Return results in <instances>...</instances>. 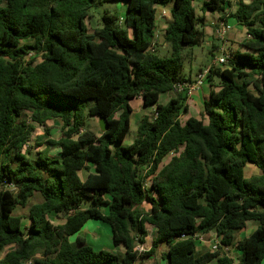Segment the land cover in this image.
I'll return each instance as SVG.
<instances>
[{"label": "trees", "instance_id": "trees-1", "mask_svg": "<svg viewBox=\"0 0 264 264\" xmlns=\"http://www.w3.org/2000/svg\"><path fill=\"white\" fill-rule=\"evenodd\" d=\"M197 1L0 0V264H264V0H239L232 17L247 30L243 51L211 70L201 119L184 121L189 107L177 85L192 81L183 53L205 38ZM116 2L126 3L123 25L105 13L91 33L89 11ZM169 4L171 52L160 57L149 48L157 7ZM229 5L202 0L201 11L223 14ZM30 53L40 60L28 61ZM138 98L155 115L143 116L124 145ZM88 118L104 119L107 130L86 129ZM57 121L61 137L45 135L59 155L32 157L35 127ZM248 165L260 175L247 178ZM35 193L44 201L25 225L12 214ZM90 220L107 224L123 252L96 250L78 235ZM250 221L257 229L236 242ZM211 232L241 252L237 261L199 249L198 237ZM149 236L151 249L139 254Z\"/></svg>", "mask_w": 264, "mask_h": 264}, {"label": "rangeland", "instance_id": "rangeland-1", "mask_svg": "<svg viewBox=\"0 0 264 264\" xmlns=\"http://www.w3.org/2000/svg\"><path fill=\"white\" fill-rule=\"evenodd\" d=\"M201 1L202 0L197 1L195 3V7L197 9V13L200 19L204 16V14L201 11ZM229 2L230 5L226 8L227 9L226 12L223 14L221 13L222 16L220 18H217V23L215 24V26L217 29H219L220 27H222L225 21L231 20V22L234 25V30L229 25L230 29L227 35L223 39H220L217 36H215L216 39L212 41H208L205 40L204 38V41L201 45L195 46L193 48H186L183 53L184 56L183 75L186 78H189L191 75L194 76L200 69L202 70L212 65L214 60L218 59L222 55L221 47L225 49V54L230 58L236 52L243 51L241 44L247 38V30L243 26H239L238 25L239 23L236 22V20L232 17V15L236 12L238 8L239 0H229ZM105 13H109L110 15L116 16L119 20V25H123L124 22L123 19L126 13V3L125 2L105 3L95 8H92L89 11L90 16L89 19L87 20V25L91 33L94 32L95 29H98L102 26V17ZM199 29L202 30L205 35L206 25L199 23ZM162 33L163 30L158 29V39L155 43V49L153 52L160 57H168L170 56L171 47L169 44L165 43V38ZM34 54L35 53H30L27 56V60L28 61L35 59H37V61L40 60V57H37ZM218 84H219V80L216 78L215 85ZM173 96H174L173 93L162 95L160 98V103L166 104ZM132 104L134 106V114L131 117V130L129 135L127 136L124 145H128L132 143L136 138L137 127L142 117L145 115L152 116L155 111V108H145L141 98L132 102ZM182 119L184 121L186 120L184 115L182 116ZM99 121L100 120L98 118H88L86 121V129H92L98 134L101 133ZM45 128H47L50 131L49 137L51 139H59L61 137V123L59 121L48 122L45 127L37 125L35 127L34 133L31 136V141H30V146H31L30 151L32 156H35L37 153L40 152L41 153L48 152L49 154H56L57 152V149L55 148L48 149L47 145L45 144L46 141L45 139L49 138L45 135ZM170 158L171 156H169L164 161V163L165 164L168 163ZM252 170L253 169L251 168V177L254 176ZM247 175L249 176L250 173H247ZM82 176L84 177L83 174ZM39 199H41V203H43V197L41 196V194L35 193V195L29 200L26 207H17L13 211L12 215L27 218L29 216V211L32 205L40 204ZM87 205L88 204H83V208H87L88 207ZM143 206H144V210L145 208L147 209L149 208V205L147 203H145ZM49 218L55 224H60L61 222H64L65 219L64 216L57 217L54 215H50ZM24 222L28 224V222L26 221ZM247 224L248 226L246 227V229L244 231H241L239 234H237V237H239L242 234L244 235L249 230H251L252 232L253 228L258 226V223L255 221H250ZM78 235L85 237L87 243L96 250H105L114 253H120L123 252L124 250L123 247L119 248L114 246L111 229L107 224L103 222L94 221V220L88 221ZM206 238H208L206 242H210V240L213 239V237L211 238V236ZM203 239H205V237L202 238L201 242H203ZM74 240H75V236L71 237V241ZM159 249L160 250H158V255H161L163 250L164 251L166 250V247L164 245H161ZM10 250L11 248H6L1 254V257H3ZM234 250L231 252V257L235 261H237L239 256ZM137 264H139V262H137ZM160 264H167V262L161 259ZM211 264L214 263L212 262Z\"/></svg>", "mask_w": 264, "mask_h": 264}, {"label": "crops", "instance_id": "crops-1", "mask_svg": "<svg viewBox=\"0 0 264 264\" xmlns=\"http://www.w3.org/2000/svg\"><path fill=\"white\" fill-rule=\"evenodd\" d=\"M165 7H166V9L168 11L169 16L167 18H159V19L157 18V22H156V24H157V29H156L157 35H158V29L163 30V33L162 34H163L164 38H165V30L168 27L169 23L172 21L171 11H172L173 5L172 4H169V5H166ZM221 16H222L221 13H219V14L218 13H216V14H212V13L211 14L210 13L204 14V16H203L205 18V24L204 25H206V29H205V40L212 41V40L216 39L215 36H216V32H217L218 29L216 28L215 24L217 23V18H220ZM226 23L229 24L232 27V29L234 30V25L231 22V20H227ZM238 25L241 26L240 24H238ZM216 47H219V46H216ZM200 71H201V69L194 76L191 75L189 77L190 80L193 81L196 78V76L198 75V73ZM210 90H211V82L209 80H207V81H205L203 83V85L200 88V90L196 91L192 96H190V97L187 98L186 104L189 107V111H188V113L184 114V116H185L186 119H188L189 117H194V118H197V119H201V112L203 110V104H204V101L208 98L209 93H210ZM136 100L137 99L133 100L132 102H134ZM132 102H131V106L133 108V113H132V116H133V114H134V106H133ZM145 108H155V106H150V107H145ZM47 139H45V140L47 141ZM46 141H45V144H46ZM37 155H38V153L35 156H32V155L31 156L36 158ZM49 155L50 156H56L57 157L59 155V149H57L56 154H49ZM251 168L253 169L252 171H253L254 176L260 175V170L257 167H255L254 165H248L246 167V169H245V176L247 178H250L251 177ZM90 173H91V169H89V170H82V171L79 172V176H80V178L82 180H85ZM247 173H250V175L248 176ZM82 174L84 175V177L82 176ZM39 202H40V204H42L41 203V199H39ZM33 205H35V204H33ZM143 208H144V206H143ZM150 208L151 207L149 205V208L148 209H150ZM146 209L147 208H145V210ZM148 209L146 211H148ZM23 221L28 222V217L27 218H23ZM64 222H65V220H64ZM64 222H61L60 224H63ZM24 224L27 225L25 222H24ZM247 226H248V224H247ZM257 227L253 228V231L252 232H251V230H249L247 233H245L244 235L242 234L239 237H237V234H239L241 231L237 232L236 233V241L239 242L240 240H243L244 238L250 236L257 229ZM244 230H242V231H244ZM150 231L153 232L154 230H152V228H150ZM209 236H211V238L212 237L214 238L215 233L211 232V233H209L207 235H204L203 238L205 237V239H203V242H199V244L201 243L199 245V249H201L203 252H211V242H212V239L210 240V242H206V240H208V238H206V237H209ZM149 242L151 243V245H150ZM152 242H153L152 241V237L149 236L148 238H146V242L144 244L147 247L151 248L152 247ZM233 250L237 253L238 256H240L241 252L239 250H237L236 248H232V251ZM163 252H164V250H163ZM212 262L214 264H217V262L215 260L212 261ZM211 263H209V264H211Z\"/></svg>", "mask_w": 264, "mask_h": 264}, {"label": "built area", "instance_id": "built-area-1", "mask_svg": "<svg viewBox=\"0 0 264 264\" xmlns=\"http://www.w3.org/2000/svg\"><path fill=\"white\" fill-rule=\"evenodd\" d=\"M168 16H169V14H168V11H167L165 5H159L157 7L156 19L157 18L158 19L159 18H167ZM229 29H230L229 24L224 23L222 25V27H220L217 30L216 36L220 39H223L227 35ZM157 39H158V35L156 33L155 38L153 40V43L149 48V50L152 52L155 49V43H156ZM221 52H222V55L218 59L214 60L212 65H210L209 67H206L205 69H202L192 82L179 83L177 85L178 91L183 93L184 95H186V97L188 98V97L192 96L196 91L200 90L203 83L207 80V77L210 74L212 69L223 67L228 63V60L230 57L225 54V49L221 48ZM185 237H186L185 235H182L181 239L185 238ZM202 238H203V236L198 237V242H201ZM150 249L151 248L147 247L145 244L137 247V251L139 252V254L144 253ZM219 251H221L223 255L232 258L231 257L232 247L223 246L221 243V239L215 235L214 238L212 239V242H211V252L216 253Z\"/></svg>", "mask_w": 264, "mask_h": 264}, {"label": "water", "instance_id": "water-1", "mask_svg": "<svg viewBox=\"0 0 264 264\" xmlns=\"http://www.w3.org/2000/svg\"><path fill=\"white\" fill-rule=\"evenodd\" d=\"M101 132H105L107 130V123L104 119H100L99 121Z\"/></svg>", "mask_w": 264, "mask_h": 264}]
</instances>
